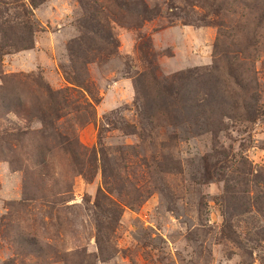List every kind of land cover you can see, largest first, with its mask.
<instances>
[{"label": "rangeland", "instance_id": "1", "mask_svg": "<svg viewBox=\"0 0 264 264\" xmlns=\"http://www.w3.org/2000/svg\"><path fill=\"white\" fill-rule=\"evenodd\" d=\"M3 1L0 264H264V3Z\"/></svg>", "mask_w": 264, "mask_h": 264}, {"label": "trees", "instance_id": "2", "mask_svg": "<svg viewBox=\"0 0 264 264\" xmlns=\"http://www.w3.org/2000/svg\"><path fill=\"white\" fill-rule=\"evenodd\" d=\"M261 1H262V3H264V0H261ZM3 3L8 4L7 0L3 1ZM32 5L35 6L34 3H32ZM260 18H261V22H262L264 19V13L261 15ZM1 32H4V29ZM18 42H19V40L18 41H12L11 43H8V44L6 43V46H11L14 49H19L20 47H22V48L27 47V46L24 47V45L23 46L18 45L19 44ZM28 46H30V43ZM50 94L57 95V94L53 93L52 91ZM248 173H249L248 170L247 171L244 170L241 172V175L243 176L242 180L246 179V175H248ZM251 173H253V172H251ZM253 175L256 178V180H260L261 182H264V173L263 172H258L257 174L253 173ZM236 179H237L236 183H240V180L238 178H236ZM238 186L239 185H236V184H235V186H231V185L227 184L226 185V191H228V192L232 191L233 192V191H235V189H238ZM242 190L244 191V189H242ZM236 193L239 196L238 192H236ZM231 197H235V195H232ZM239 197H241V196H239ZM253 201H256V204L258 206L257 213H259L262 217H264V194L257 195L256 199H254ZM253 201H251V203H253ZM263 239H264V237H263Z\"/></svg>", "mask_w": 264, "mask_h": 264}]
</instances>
